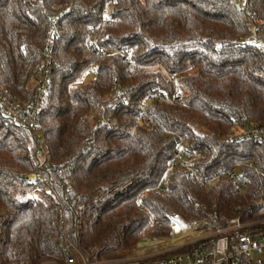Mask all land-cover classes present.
Instances as JSON below:
<instances>
[{"label": "trees", "instance_id": "16d2710c", "mask_svg": "<svg viewBox=\"0 0 264 264\" xmlns=\"http://www.w3.org/2000/svg\"><path fill=\"white\" fill-rule=\"evenodd\" d=\"M106 2L0 0V89L27 105L34 98V67L58 19L38 131L17 126L0 109V264H68L62 214L80 254L115 259L142 239L169 236L176 216L224 225L222 217H236V208L264 192L262 147L228 140L250 122L264 127V47L250 43L259 34L248 10L264 20V0L246 6L237 0H117L115 23L98 33L99 44L114 53L100 55L90 36ZM91 63L99 64L97 79L75 86ZM170 74L179 75L183 104L154 103L142 117L147 94L171 93ZM180 140L190 153H202L201 178L233 170L248 182L247 191L235 194L225 179L204 188L177 169L167 176L165 192L154 190ZM46 160L55 167L42 168ZM39 169L44 181L31 180ZM61 173H69L71 190ZM31 192L40 200L27 199ZM263 210L245 211L242 219L264 217Z\"/></svg>", "mask_w": 264, "mask_h": 264}, {"label": "built area", "instance_id": "2783aa9c", "mask_svg": "<svg viewBox=\"0 0 264 264\" xmlns=\"http://www.w3.org/2000/svg\"><path fill=\"white\" fill-rule=\"evenodd\" d=\"M241 5H248V0H237ZM117 5V0H107L104 9L101 14V23L90 36V43L92 50L100 55H108L114 53V51L108 50L106 47L101 46L98 41V33L104 27L111 26L115 23L114 9ZM252 20L256 25L259 39L252 40L250 43L262 44L264 47V20L259 19L252 11L248 9ZM58 19H52L53 26L49 33L52 37H49V45L42 51L41 61L34 67V82L35 92L34 98L30 105H27L12 95H8L4 89H0V109L2 113L12 120L17 126L31 130L38 131L39 128V116L44 107L48 94L51 88V79L54 69L53 63V46L55 35V25ZM125 52V51H124ZM119 53V52H117ZM128 60L131 58L128 55ZM132 61V60H131ZM137 69H140L139 67ZM131 72H134L133 69ZM99 75V64L91 63L81 74L80 78L74 83L75 86H83L92 81H95ZM169 81L172 84L171 93L164 92H152L147 94L140 106L141 116L147 117L148 106L159 104H178L182 105L184 102V96L182 87L178 80V74L168 75ZM117 88V87H115ZM149 124H153V120H148ZM40 137V136H39ZM235 137L240 138L244 142H252L262 147L264 151V127L255 122H250L241 131H237L234 134L228 136V140L232 141ZM39 149L41 155L46 159V152L43 146L42 138L39 140ZM203 158L201 152L190 153L187 148V144L184 140H180L174 159L169 165V169L165 176L161 179L160 184L154 189L159 192H165V184L167 176L173 169L184 173L186 176L195 180L200 186L207 188L208 186L222 180H229L233 186L235 194H243L249 188L247 181L233 170H221L214 177L209 179L201 178L198 170V162ZM246 166L252 168V164L246 163ZM55 167L47 160L44 162L42 168ZM44 181V175L42 169L37 171V175H34ZM64 178V184L68 189H72V183L69 177L63 173L60 174ZM147 192L150 190H146ZM264 206V192L260 193L258 200L249 203L245 207L236 208L238 215L233 218L222 217L221 221L224 225H220L216 222H210L208 219H202L189 227H202V233L196 237H192L184 242L176 244L174 248L160 253L165 254L164 257L154 259L134 261L123 258H115L109 260H89L80 254L74 245L69 241L66 229L65 216L62 214L59 223L60 237L65 240V254L68 259V264H73L75 257L73 251L78 254L79 264H264V217H258L244 221L242 219V213L247 211H253L258 207ZM211 219L217 220L216 216H210ZM176 250H183L181 252L174 253Z\"/></svg>", "mask_w": 264, "mask_h": 264}, {"label": "rangeland", "instance_id": "374dc122", "mask_svg": "<svg viewBox=\"0 0 264 264\" xmlns=\"http://www.w3.org/2000/svg\"><path fill=\"white\" fill-rule=\"evenodd\" d=\"M198 131L203 133V134H205V133L209 134L202 127H198ZM67 174H69V173H67ZM67 174H65L66 177H67ZM63 180H64V178H63ZM48 193H51V192H48ZM40 198H41V196L39 195V192H31L28 194V197H27V199H32V200H40ZM263 213H264V210H263ZM175 221L176 222L179 221V222L183 223V225L189 226V225H192V224H194L200 220H192V221L189 220L188 221V220L183 219L182 217L176 216V217L171 219V233L169 236L163 237V238H158V239H154V238L142 239L137 244V246L127 256L121 257V258L134 260V261L139 262V261H142L143 259L154 260V259L164 257L165 254L160 253V252L167 251L171 248H174L176 244H179V243L183 242V240L186 239V238L185 239L180 238L182 235H180V236L174 235V232L181 228L180 226L175 227ZM176 237H178L179 239L176 240ZM155 244H159V246L155 245ZM181 251H183V250H176L174 253L181 252ZM78 258H80V257H78ZM103 260H109V259H103ZM134 264H139V263H134Z\"/></svg>", "mask_w": 264, "mask_h": 264}, {"label": "bare ground", "instance_id": "6f19581e", "mask_svg": "<svg viewBox=\"0 0 264 264\" xmlns=\"http://www.w3.org/2000/svg\"><path fill=\"white\" fill-rule=\"evenodd\" d=\"M181 227L180 229H178V230H176L175 232H174V235L175 236H180V235H182L180 238H186L185 240H183V242L184 241H186V240H188V239H190V238H192V237H196L197 235H200L201 233H202V227H189V226H186V225H183V223H181V222H176L175 221V227ZM179 238L178 237H176V240H178Z\"/></svg>", "mask_w": 264, "mask_h": 264}, {"label": "water", "instance_id": "95a60500", "mask_svg": "<svg viewBox=\"0 0 264 264\" xmlns=\"http://www.w3.org/2000/svg\"><path fill=\"white\" fill-rule=\"evenodd\" d=\"M30 178H31V180H34L35 176H34V175H32Z\"/></svg>", "mask_w": 264, "mask_h": 264}]
</instances>
